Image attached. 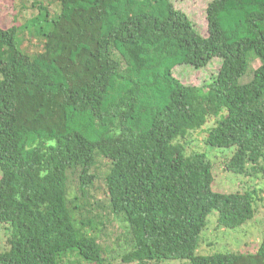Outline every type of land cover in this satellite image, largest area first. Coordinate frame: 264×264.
Returning <instances> with one entry per match:
<instances>
[{
	"label": "trees",
	"instance_id": "trees-1",
	"mask_svg": "<svg viewBox=\"0 0 264 264\" xmlns=\"http://www.w3.org/2000/svg\"><path fill=\"white\" fill-rule=\"evenodd\" d=\"M8 1L38 13L0 25V264H264V239L197 254L211 214L242 228L264 201V0H214L205 37L172 0ZM214 59L202 87L174 75ZM211 119L241 191L189 150Z\"/></svg>",
	"mask_w": 264,
	"mask_h": 264
},
{
	"label": "rangeland",
	"instance_id": "rangeland-1",
	"mask_svg": "<svg viewBox=\"0 0 264 264\" xmlns=\"http://www.w3.org/2000/svg\"><path fill=\"white\" fill-rule=\"evenodd\" d=\"M54 13L56 6L50 5L49 0H41ZM214 0H172L176 9L183 11L190 20L194 23L202 36L208 35V15L207 10L209 5ZM32 1L28 4L29 9L21 12L20 7L17 8L12 1L0 0V25H13L16 16L21 19H30L34 17L38 11L31 9ZM17 20V19H16ZM19 24V23H17ZM16 24V25H17ZM259 63L255 64L257 67ZM222 66L220 59H214L211 64L205 69H196L192 66H179L175 68L174 75L183 84L187 86L202 87L213 81L218 75ZM215 125V119H211L204 129L194 132L190 141L191 151L201 154H206L213 162H215L214 171L216 175V184L214 190L220 192L241 191L246 183H250V178L238 177L226 171L223 162V156L220 151L204 145L206 131ZM192 143V142H191ZM192 146V147H191ZM225 154V152H222ZM1 178V172H0ZM255 184L262 183L261 180H255ZM264 196V195H263ZM209 225L202 235L200 247L197 250L199 255H212L217 252H234V253H255L264 239V201L258 205L255 218L248 222L244 227L227 230L218 224V215L211 214L208 218ZM122 229L120 223L114 220V217L109 219L107 223L106 237L102 239V243L110 247H115L114 241L120 235ZM10 238L9 226L0 224V252H4L9 248L8 240ZM75 259V258H73ZM86 264V263H81ZM167 264H189L187 262H171Z\"/></svg>",
	"mask_w": 264,
	"mask_h": 264
}]
</instances>
